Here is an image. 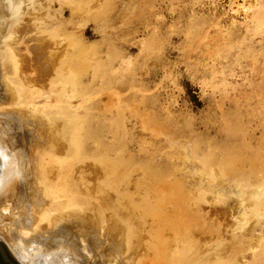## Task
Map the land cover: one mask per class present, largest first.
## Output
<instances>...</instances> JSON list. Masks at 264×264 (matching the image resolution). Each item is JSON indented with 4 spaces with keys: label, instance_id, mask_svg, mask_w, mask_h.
Segmentation results:
<instances>
[{
    "label": "rangeland",
    "instance_id": "374dc122",
    "mask_svg": "<svg viewBox=\"0 0 264 264\" xmlns=\"http://www.w3.org/2000/svg\"><path fill=\"white\" fill-rule=\"evenodd\" d=\"M0 139L10 242L264 264V0H0Z\"/></svg>",
    "mask_w": 264,
    "mask_h": 264
},
{
    "label": "clouds",
    "instance_id": "9594fccd",
    "mask_svg": "<svg viewBox=\"0 0 264 264\" xmlns=\"http://www.w3.org/2000/svg\"><path fill=\"white\" fill-rule=\"evenodd\" d=\"M5 163L11 164L10 172L5 169ZM23 179V157L18 151L0 144V190H6L12 182ZM17 260L19 264H76L75 256L65 242H58L55 248L48 249L43 243L33 241L18 250Z\"/></svg>",
    "mask_w": 264,
    "mask_h": 264
},
{
    "label": "bare ground",
    "instance_id": "6f19581e",
    "mask_svg": "<svg viewBox=\"0 0 264 264\" xmlns=\"http://www.w3.org/2000/svg\"><path fill=\"white\" fill-rule=\"evenodd\" d=\"M3 136V135H2ZM2 138V137H1ZM0 141H1V139H0ZM2 142V141H1ZM1 142H0V144H1ZM4 167H5V169H7V170H9V172H10V169H11V164L10 163H5L4 164ZM18 181H16V182H12L11 183V185L6 189V190H0V197L1 196H10L13 192H14V190L16 189V185L20 182H18ZM26 182V181H25ZM21 183H22V181H21ZM19 185V184H18ZM25 190V189H24ZM31 191V190H30ZM13 194H15V193H13ZM11 196H13V195H11ZM19 197V196H18ZM32 197V196H31ZM2 198V197H1ZM3 210V209H2ZM4 212V211H3ZM5 213H6V211H5ZM7 215V214H6ZM5 215V216H6ZM7 217V216H6ZM14 224V223H13ZM15 225V224H14ZM19 225V224H18ZM3 226V225H2ZM58 226V225H57ZM4 228V227H3ZM6 228V227H5ZM60 228V227H59ZM58 229V228H57ZM4 231H5V229H4ZM3 231V229H2V227L0 226V242H2L5 246H6V248L8 249V251L13 255V257L17 260V254H18V250L22 247V246H26V245H29V244H31L33 241H32V239H31V243H29V242H24V241H22L21 239H20V242H19V240L17 241V239H15V241H14V239H13V242L11 241H9L7 238H11L12 236H14V235H12V236H10V237H8L6 234L8 233H6L5 234V232ZM50 232V231H49ZM47 234V233H46ZM17 235V234H16ZM35 235V234H34ZM33 235V236H34ZM36 235H38V234H36ZM32 236V237H33ZM45 236V235H44ZM43 236V237H44ZM46 236H48V235H46ZM16 237V236H15ZM14 237V238H15ZM25 237V236H24ZM31 237V238H32ZM36 237V236H35ZM42 237V236H41ZM20 238V237H19ZM18 238V239H19ZM60 238V237H59ZM12 239V238H11ZM51 239H53V238H51ZM37 240V239H36ZM39 240V239H38ZM43 240V239H42ZM44 240H45V238H44ZM47 240H49V238H47ZM60 240V239H59ZM57 241V240H56ZM75 241V240H74ZM48 242V241H47ZM51 242H53L52 240H51ZM50 242V243H51ZM62 242H64V241H62ZM49 243V244H50ZM58 243V242H57ZM49 244H47V245H49ZM55 244V243H54ZM62 244V243H61ZM44 245H45V243H44ZM47 245H45L46 246V248H48V249H51L52 247L51 246H47ZM50 245H52L53 246V244L51 243ZM57 245V244H56ZM56 247V246H55ZM18 261V260H17ZM78 261V260H77ZM19 262V261H18Z\"/></svg>",
    "mask_w": 264,
    "mask_h": 264
},
{
    "label": "water",
    "instance_id": "95a60500",
    "mask_svg": "<svg viewBox=\"0 0 264 264\" xmlns=\"http://www.w3.org/2000/svg\"><path fill=\"white\" fill-rule=\"evenodd\" d=\"M0 264H19L2 242H0Z\"/></svg>",
    "mask_w": 264,
    "mask_h": 264
}]
</instances>
